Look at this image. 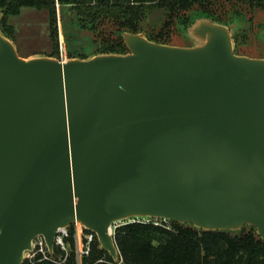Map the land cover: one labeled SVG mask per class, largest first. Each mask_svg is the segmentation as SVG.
Segmentation results:
<instances>
[{
  "label": "water",
  "instance_id": "obj_1",
  "mask_svg": "<svg viewBox=\"0 0 264 264\" xmlns=\"http://www.w3.org/2000/svg\"><path fill=\"white\" fill-rule=\"evenodd\" d=\"M236 27L200 16L190 45L143 28L66 60L22 57L0 27V264L74 222L114 262L112 225L135 218L264 241V57L235 52Z\"/></svg>",
  "mask_w": 264,
  "mask_h": 264
},
{
  "label": "trees",
  "instance_id": "obj_2",
  "mask_svg": "<svg viewBox=\"0 0 264 264\" xmlns=\"http://www.w3.org/2000/svg\"><path fill=\"white\" fill-rule=\"evenodd\" d=\"M23 7L46 13L48 30L55 42L58 14L62 18V10L67 9L77 27L90 35L94 54H123L128 50L121 33L126 31L137 33L145 28L149 40L170 44L175 26L184 31L200 16L225 24L235 22L238 30L242 25L252 27L253 13L264 10V0H0V27L11 40L12 28L6 26V20L19 14ZM153 8L162 10L165 17L157 31L146 22ZM237 37L238 32L234 35L236 53ZM56 45L50 56L57 57ZM70 54L69 57L80 59L89 56ZM114 240L121 259L118 264H264V241L251 227L236 232L213 231L162 219L135 221L118 225ZM51 256L25 258L22 264H78L72 238L66 256L56 248ZM81 264H113L107 252L98 248L95 234Z\"/></svg>",
  "mask_w": 264,
  "mask_h": 264
},
{
  "label": "rangeland",
  "instance_id": "obj_3",
  "mask_svg": "<svg viewBox=\"0 0 264 264\" xmlns=\"http://www.w3.org/2000/svg\"><path fill=\"white\" fill-rule=\"evenodd\" d=\"M164 18L162 10L153 8L149 10L146 22L149 28L157 31L162 25ZM252 24V27L248 25L239 26V30L237 25L235 29V33L238 32L236 39L238 54L250 57H264V10L257 9L254 11ZM6 26L12 28L14 40L12 41L22 57H53L50 55H53L55 44H57L58 54L54 58H72L69 57L71 55L70 52L75 56L78 54L81 56V53L88 54V57L94 55L90 35L77 27L71 15L67 13V9L62 10V18L59 17V14L57 17L56 42L50 36L46 13L35 8H21L19 14L7 18ZM170 44L190 45V41L178 25L171 31ZM124 222L120 221L115 223V225H121ZM51 255H53V252ZM27 257L28 254H24V259Z\"/></svg>",
  "mask_w": 264,
  "mask_h": 264
},
{
  "label": "built area",
  "instance_id": "obj_4",
  "mask_svg": "<svg viewBox=\"0 0 264 264\" xmlns=\"http://www.w3.org/2000/svg\"><path fill=\"white\" fill-rule=\"evenodd\" d=\"M60 60H66V59H60ZM149 220H159V219H131L128 221H125L124 223L128 222H147ZM117 223V222H115ZM113 223L112 229H113V235H114V229L118 226ZM123 223V224H124ZM157 223V222H155ZM71 228L73 231H71ZM87 230V229H86ZM72 238L75 242V251H76V258L78 261V264H81V258L85 255H87L91 248V243L94 238V233L91 231L87 232L85 231V228L78 222H74L69 227L65 228H59L55 234L54 237V249H58L60 252H62L65 256L68 253L69 250V239ZM25 254H28V259H33L35 257H39L41 259H51V253H49L47 245L43 239L42 236H37L32 241V248L30 251H26ZM120 255L117 262L113 261V264L120 263Z\"/></svg>",
  "mask_w": 264,
  "mask_h": 264
}]
</instances>
